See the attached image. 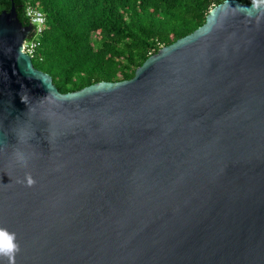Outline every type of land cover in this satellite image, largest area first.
Listing matches in <instances>:
<instances>
[{
    "label": "water",
    "instance_id": "obj_1",
    "mask_svg": "<svg viewBox=\"0 0 264 264\" xmlns=\"http://www.w3.org/2000/svg\"><path fill=\"white\" fill-rule=\"evenodd\" d=\"M31 32L0 12L15 264H264V2L225 0L131 79L68 93L22 51Z\"/></svg>",
    "mask_w": 264,
    "mask_h": 264
},
{
    "label": "trees",
    "instance_id": "obj_2",
    "mask_svg": "<svg viewBox=\"0 0 264 264\" xmlns=\"http://www.w3.org/2000/svg\"><path fill=\"white\" fill-rule=\"evenodd\" d=\"M223 1L0 0V12L13 2L24 26L30 25L28 6L44 14L46 27L33 66L51 76L60 93H68L131 79L149 56L192 33Z\"/></svg>",
    "mask_w": 264,
    "mask_h": 264
},
{
    "label": "built area",
    "instance_id": "obj_3",
    "mask_svg": "<svg viewBox=\"0 0 264 264\" xmlns=\"http://www.w3.org/2000/svg\"><path fill=\"white\" fill-rule=\"evenodd\" d=\"M32 27L31 35L22 43V51L32 60L38 58V50L41 46V38L46 27V18L37 8L28 6L25 12Z\"/></svg>",
    "mask_w": 264,
    "mask_h": 264
},
{
    "label": "clouds",
    "instance_id": "obj_4",
    "mask_svg": "<svg viewBox=\"0 0 264 264\" xmlns=\"http://www.w3.org/2000/svg\"><path fill=\"white\" fill-rule=\"evenodd\" d=\"M257 2L258 0H253L254 7L257 5ZM28 183H32L30 178L28 179ZM15 241L16 236L14 233L0 228V257L7 258L9 264H15V255L19 251V246Z\"/></svg>",
    "mask_w": 264,
    "mask_h": 264
}]
</instances>
